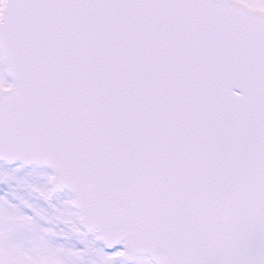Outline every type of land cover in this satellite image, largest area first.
<instances>
[{"label": "snow or ice", "instance_id": "1", "mask_svg": "<svg viewBox=\"0 0 264 264\" xmlns=\"http://www.w3.org/2000/svg\"><path fill=\"white\" fill-rule=\"evenodd\" d=\"M0 264H264V0H0Z\"/></svg>", "mask_w": 264, "mask_h": 264}]
</instances>
